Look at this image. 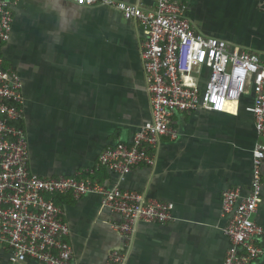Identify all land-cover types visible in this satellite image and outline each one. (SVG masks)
Returning <instances> with one entry per match:
<instances>
[{"label":"crops","instance_id":"crops-1","mask_svg":"<svg viewBox=\"0 0 264 264\" xmlns=\"http://www.w3.org/2000/svg\"><path fill=\"white\" fill-rule=\"evenodd\" d=\"M14 1L10 39L0 56L22 80L30 170L42 177L83 173L108 145L131 143L151 119L145 34L112 6ZM188 13L195 30L264 60V0H193ZM252 103L247 94L228 102L227 112L178 111L172 117L178 136L162 138L153 165H138L123 179L106 168L96 173L108 187L172 202L167 223L140 221L127 237L112 227L121 216L103 205L101 194L57 195L76 260L104 264L113 251L126 250L124 264H224L230 242L221 198L228 187L246 194L251 185L258 140ZM254 217L264 228V181ZM258 243L263 253L249 264H264V233ZM0 264L39 263H13L0 252Z\"/></svg>","mask_w":264,"mask_h":264},{"label":"built area","instance_id":"built-area-1","mask_svg":"<svg viewBox=\"0 0 264 264\" xmlns=\"http://www.w3.org/2000/svg\"><path fill=\"white\" fill-rule=\"evenodd\" d=\"M77 5H104L121 10L141 26V46L151 119L131 143L118 140L99 155L94 168L71 176L42 177L30 170L28 136L23 125V84L19 74L2 65L0 56V252L13 263L86 264L77 261L68 240L69 226L59 194L79 198L102 195V203L121 216L112 227L132 236L140 221L164 224L173 218L174 204L95 178L103 168L123 179L132 168L155 163V150L164 136L176 138L172 117L178 111L203 108L230 111L228 102L253 94L258 140L253 149V176L246 194L239 187L222 193L221 215L230 245L224 264H249L263 253V226L254 215L262 201L264 181V60L249 50L231 49L225 39L195 30L189 16L193 0H152L145 8L125 0H65ZM14 0H0V47L10 39ZM209 78L202 85L205 74ZM127 251L115 250L104 264H124Z\"/></svg>","mask_w":264,"mask_h":264},{"label":"rangeland","instance_id":"rangeland-1","mask_svg":"<svg viewBox=\"0 0 264 264\" xmlns=\"http://www.w3.org/2000/svg\"><path fill=\"white\" fill-rule=\"evenodd\" d=\"M13 6H15V5L14 4L12 5V9H13V13H14L15 7H13ZM204 71H205V74H204L203 79H202V85L206 84V82L208 81V78H209V70L207 68H205ZM7 257H8V254H3V258H7Z\"/></svg>","mask_w":264,"mask_h":264}]
</instances>
